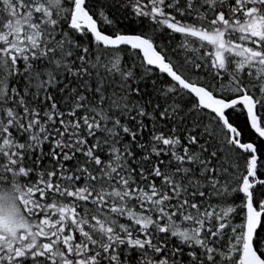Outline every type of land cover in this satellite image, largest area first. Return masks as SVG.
Segmentation results:
<instances>
[{
    "label": "snow or ice",
    "instance_id": "obj_1",
    "mask_svg": "<svg viewBox=\"0 0 264 264\" xmlns=\"http://www.w3.org/2000/svg\"><path fill=\"white\" fill-rule=\"evenodd\" d=\"M0 264H264V0H0Z\"/></svg>",
    "mask_w": 264,
    "mask_h": 264
}]
</instances>
